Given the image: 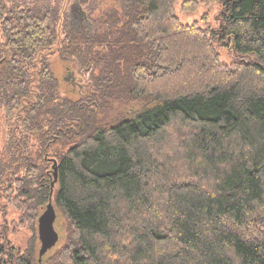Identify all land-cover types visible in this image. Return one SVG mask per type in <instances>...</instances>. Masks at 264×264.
Wrapping results in <instances>:
<instances>
[{
	"label": "trees",
	"instance_id": "1",
	"mask_svg": "<svg viewBox=\"0 0 264 264\" xmlns=\"http://www.w3.org/2000/svg\"><path fill=\"white\" fill-rule=\"evenodd\" d=\"M177 1L126 0L93 31L38 1L2 20L0 184L28 219L50 200L65 218L45 264H264V0H182L222 2L216 30L183 24ZM36 255L0 243V264Z\"/></svg>",
	"mask_w": 264,
	"mask_h": 264
},
{
	"label": "rangeland",
	"instance_id": "2",
	"mask_svg": "<svg viewBox=\"0 0 264 264\" xmlns=\"http://www.w3.org/2000/svg\"><path fill=\"white\" fill-rule=\"evenodd\" d=\"M30 1L32 5L34 2L37 4L38 1L42 6H48L54 11L59 10L58 14H54L60 15V17L64 16V20L73 29L93 31L103 15L120 12L126 0H0V39L2 37V20L7 18V15H20V11L23 10L19 8L16 11L17 2H21L23 6H25V3H27V6H31ZM181 4L182 0H178L175 5V12L183 24L198 22L203 28L212 30L220 27L219 16L223 10L222 2H217L209 7L200 6L195 12H184L181 9ZM217 48L221 55V62L224 64H231L237 58H241L228 46L217 43ZM248 58L255 59L254 56ZM50 60L52 69L66 91L77 92L80 87L79 84L81 85L80 90H85V80L77 70H74L68 63L63 62L58 56H52ZM8 128L10 126L6 123L0 109L1 153H3V149L8 143ZM0 157L2 158L3 155ZM9 186V182L0 184V243L6 248H13L16 255H24L31 246H34L37 258L45 264L48 262L50 254L42 258L39 256L41 243L38 221L47 205L44 206L36 220L28 219L29 211L24 208L21 209L20 203L16 200L19 192L16 187L11 189ZM31 205L34 204L31 203ZM56 213L55 227L59 232L60 240L51 254H54L64 244L67 237V222L59 212Z\"/></svg>",
	"mask_w": 264,
	"mask_h": 264
},
{
	"label": "water",
	"instance_id": "3",
	"mask_svg": "<svg viewBox=\"0 0 264 264\" xmlns=\"http://www.w3.org/2000/svg\"><path fill=\"white\" fill-rule=\"evenodd\" d=\"M55 178H57V164L53 165ZM57 218L56 209L52 200L46 206L38 221L39 239L41 247L39 256L42 258L48 251L53 249L60 240L59 232L55 227Z\"/></svg>",
	"mask_w": 264,
	"mask_h": 264
},
{
	"label": "flooded vegetation",
	"instance_id": "4",
	"mask_svg": "<svg viewBox=\"0 0 264 264\" xmlns=\"http://www.w3.org/2000/svg\"><path fill=\"white\" fill-rule=\"evenodd\" d=\"M17 4H21L22 5V3L21 2H17ZM31 6H34V4H35V2H34V4L32 5V2L30 1V3H29ZM25 6H27V3H25ZM25 6H24V8H25ZM30 6V7H31ZM76 84H77V82H75ZM79 86L81 87V85L79 84Z\"/></svg>",
	"mask_w": 264,
	"mask_h": 264
}]
</instances>
